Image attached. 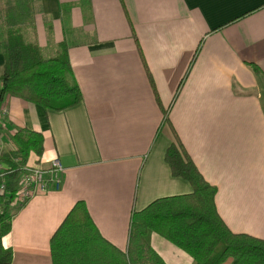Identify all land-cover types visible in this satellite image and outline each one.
I'll list each match as a JSON object with an SVG mask.
<instances>
[{"label": "crops", "instance_id": "crops-1", "mask_svg": "<svg viewBox=\"0 0 264 264\" xmlns=\"http://www.w3.org/2000/svg\"><path fill=\"white\" fill-rule=\"evenodd\" d=\"M10 27L47 57L66 40L82 93L60 111L0 101V153L26 128L43 136L27 164L64 169L58 190L11 204V264H52L50 239L77 201L125 251L135 211L193 191L165 159L176 134L228 227L264 239V0H0V73ZM151 243L168 264H194L157 233Z\"/></svg>", "mask_w": 264, "mask_h": 264}, {"label": "trees", "instance_id": "trees-1", "mask_svg": "<svg viewBox=\"0 0 264 264\" xmlns=\"http://www.w3.org/2000/svg\"><path fill=\"white\" fill-rule=\"evenodd\" d=\"M66 40L53 56H45L36 42L10 27L1 39L4 63L0 73V101L17 97L45 109L63 110L82 100L73 74ZM254 70L260 72L258 67ZM166 120L168 113H166ZM14 149L0 153V264H11L12 251L2 244L11 230L10 208L22 167L31 154L43 152L38 131L18 129L11 136ZM172 173L188 181L193 191L154 200L132 214L128 246H114L100 233L83 201H77L50 239L52 264H168L151 243L157 233L193 259L194 264H264V239L235 233L216 204L218 188L208 182L179 136L165 156Z\"/></svg>", "mask_w": 264, "mask_h": 264}, {"label": "built area", "instance_id": "built-area-1", "mask_svg": "<svg viewBox=\"0 0 264 264\" xmlns=\"http://www.w3.org/2000/svg\"><path fill=\"white\" fill-rule=\"evenodd\" d=\"M3 168L4 166L0 167V173ZM63 170V166L58 158L52 159L47 168L30 166L28 164L24 165L16 185L13 202H16L18 206H23L36 193L58 190L61 185ZM3 189L4 185L0 184V192Z\"/></svg>", "mask_w": 264, "mask_h": 264}, {"label": "rangeland", "instance_id": "rangeland-1", "mask_svg": "<svg viewBox=\"0 0 264 264\" xmlns=\"http://www.w3.org/2000/svg\"><path fill=\"white\" fill-rule=\"evenodd\" d=\"M32 40H34V38H31ZM45 53H47V52H45Z\"/></svg>", "mask_w": 264, "mask_h": 264}]
</instances>
